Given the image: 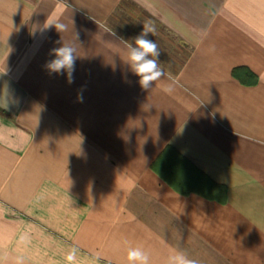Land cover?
<instances>
[{
    "label": "crops",
    "instance_id": "1",
    "mask_svg": "<svg viewBox=\"0 0 264 264\" xmlns=\"http://www.w3.org/2000/svg\"><path fill=\"white\" fill-rule=\"evenodd\" d=\"M3 68L0 264H264V0H0Z\"/></svg>",
    "mask_w": 264,
    "mask_h": 264
},
{
    "label": "clouds",
    "instance_id": "2",
    "mask_svg": "<svg viewBox=\"0 0 264 264\" xmlns=\"http://www.w3.org/2000/svg\"><path fill=\"white\" fill-rule=\"evenodd\" d=\"M48 25L52 26L53 23L49 22ZM54 26L58 31L66 29L64 24L57 23ZM149 33L153 35L155 29L153 26L146 24L142 33L134 39L135 47L132 44L127 45L129 52L126 63L131 68L133 74L139 77L138 83L144 90H149L153 83L164 75L163 69L158 63L160 55L159 46L154 40L147 38ZM77 58L75 49L69 45H64L55 49L54 59L48 62L47 68L50 72L66 73L67 81L71 83ZM4 72V68L0 70V74ZM172 90L171 85L164 88L165 92H171ZM78 99L82 102L83 96H79ZM76 255L77 249L75 248L67 253L66 260L68 264H75ZM126 260L127 264H151L150 255L142 250L141 247H129L126 252ZM166 264H198V262L190 259L182 250L176 249L168 257Z\"/></svg>",
    "mask_w": 264,
    "mask_h": 264
},
{
    "label": "trees",
    "instance_id": "3",
    "mask_svg": "<svg viewBox=\"0 0 264 264\" xmlns=\"http://www.w3.org/2000/svg\"><path fill=\"white\" fill-rule=\"evenodd\" d=\"M0 112H1V113H3V111H2V110H0Z\"/></svg>",
    "mask_w": 264,
    "mask_h": 264
}]
</instances>
